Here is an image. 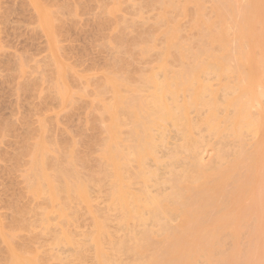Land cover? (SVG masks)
<instances>
[{
	"label": "bare ground",
	"instance_id": "6f19581e",
	"mask_svg": "<svg viewBox=\"0 0 264 264\" xmlns=\"http://www.w3.org/2000/svg\"><path fill=\"white\" fill-rule=\"evenodd\" d=\"M161 1L160 6L164 11L158 18L156 17L158 19L156 21L158 24L162 23L164 27L167 23V28L161 33L164 46L161 45V48L164 52L158 51L160 52L158 58L156 48L151 46L155 40L150 42L149 39L148 45L141 43L144 46L141 45L144 48L142 51L148 54L151 47L155 49L156 52H151L149 56L154 53L156 55L157 64L155 63L154 69L157 67L158 76L155 70L151 69L155 74L150 70L149 74L144 71L146 73L145 77L142 76L144 83L141 82L142 79H138L139 85L143 83L142 88H138L140 86L135 88L136 85L133 84L135 81L131 82L132 77L126 79L127 75L123 78H118L122 76L119 75L117 78L110 76L105 79L111 87L109 92L113 93L110 94L115 101L110 105L111 107L107 105L110 108L106 107V112L109 113L107 115L109 125L104 128V132L106 131L104 134L107 133L109 138L106 139L105 144L103 143L104 146L102 145L103 157L99 154L101 160L103 158L105 160L102 165L104 169L99 165L110 184L108 210L113 213L114 210L118 212L119 221L123 228L127 229L128 234L125 239L108 241L111 247V255H109L101 247L105 236V225L95 220L96 232L91 236V242L92 244L94 242L96 248L94 264H198L200 259H204L202 264H249L251 261L254 263L261 261L260 264H263L264 0H243V2L212 0L215 6L211 10L215 9L214 17H212L213 12L211 14L205 12L207 16L204 14L206 4L210 3L208 0ZM203 5L205 9H202ZM169 14L174 16L177 14L175 16L177 18H180L178 15L185 16V14L186 17H192L188 20L195 21L191 24L196 25L194 27L199 31L196 33L198 37L191 41V37H188V42H185L187 39H184L183 34L178 33L179 31L182 33V26L176 20L175 24L179 29L172 25L174 20H169ZM193 16L197 20H194ZM197 16H200V19ZM129 46L127 44V48ZM145 46L150 47V50ZM136 47L137 50L133 49L132 52L140 50L138 49L140 41L134 48ZM142 51H139L141 56H148V54L143 55L145 52ZM171 58L175 66L178 63L179 66L175 67L177 70L170 66ZM59 69L60 67L57 71ZM160 73L161 77H159ZM210 77L214 78L213 81H218L216 85L211 86L208 81L211 80ZM130 82L134 85L133 89V85H129ZM104 87L108 89L106 84ZM119 88L122 89V93ZM65 92L60 89V95L58 93L60 99ZM143 92L145 95H142ZM68 99L69 97L67 102L70 100ZM64 101L66 102V100L62 102ZM191 110L194 111L195 114L192 112L194 115L189 113ZM190 115L192 117L196 115V118L193 119ZM169 128L172 130L170 131ZM122 129L128 132L123 134ZM195 131L198 132V136L195 135ZM203 131L208 132L209 137L212 135L213 138H217L218 142L220 140L216 145L217 149L214 146L217 151L216 157L214 156L216 161L208 166H206L208 163L202 166L201 156L199 157L198 154ZM169 132L174 136L171 137L172 134L170 135ZM248 137L251 140L253 138L250 144ZM170 140L174 141L170 144ZM204 141L206 140H202L201 144ZM43 145L41 148L37 147L39 151L32 156V161L30 159L31 165L24 175H27L26 182L29 181L27 186L32 196H46L47 202L45 200L43 203L48 207L50 204L56 208L55 213L58 210L56 214H59L60 220L62 218L61 221L64 222L66 220L64 216L69 217L66 214L68 210L72 211V215L76 212L72 210L74 206L70 207L72 202L79 200L80 202L77 203L85 201L86 204L87 188L91 184L90 182L87 184V181L82 180L83 177L78 176L75 169L78 156L75 155V151L72 153L69 149L71 158L68 154L66 156L69 150L62 149L65 155L59 151L63 155L60 156L62 159L66 157L65 163L59 158L61 163L49 157L50 147L47 144ZM162 147L167 151L163 157H158L157 151L163 149ZM147 163L152 166H148ZM134 187L137 189L135 190ZM252 190L253 193L255 190L256 193L260 190L262 193L260 191L258 193L262 196L258 198L257 195V200L254 199L250 194ZM67 202L70 205H67ZM253 203L255 204L252 205ZM51 206L49 208L53 210ZM68 206L71 210L67 208ZM252 210H256V213H252ZM240 228H244L242 233ZM136 229L140 231L136 232ZM244 230L248 232L245 237L249 244H252V248H250L251 244L247 246L241 243L242 235L246 234ZM65 233L56 235L53 241L71 244V239ZM224 236L233 240L230 241L231 244L228 243L230 246H227L228 240H225ZM236 239L238 241L234 242ZM238 242L240 248L238 244L235 245ZM75 248L77 250V247ZM74 254L77 256L75 257ZM81 254L83 253L80 250L73 253L74 258L78 260L80 258L77 257L82 258ZM120 254H126L129 261L121 262L116 257ZM11 255L9 256L11 264L31 262V259L25 260L22 257L18 259V255L15 259L13 256L15 254L12 257ZM253 255L259 260L250 259ZM260 255L263 257L260 258Z\"/></svg>",
	"mask_w": 264,
	"mask_h": 264
},
{
	"label": "rangeland",
	"instance_id": "374dc122",
	"mask_svg": "<svg viewBox=\"0 0 264 264\" xmlns=\"http://www.w3.org/2000/svg\"><path fill=\"white\" fill-rule=\"evenodd\" d=\"M158 1L155 0L154 4V0H0V264H11L9 256L13 252L15 255H12L15 259H17L15 256L18 255V259L21 257L25 260L31 259V262L34 261L36 264H90V262L94 264L96 248L94 247V242L93 244L91 242V236H94L96 232L94 228L95 220L96 222L97 220L103 222L105 225V236L101 244L105 253L107 252V254L111 255L109 242L127 237L128 231L120 223L118 212L114 210L113 213V211L108 210V192L110 191L108 186L110 184L109 180L104 177L105 173L101 172L104 169V166H102L103 161L105 162L104 158L102 160L100 158L103 153L101 151L103 150L102 145L109 138L107 133L104 134L106 132H104V128L109 125V119L107 118L109 113L106 112V107L114 104L115 101L112 98L113 95L111 96L113 93L109 92L111 87L110 85L108 86L105 79L110 76L117 78L119 75L122 76L118 78H123L127 75L126 79L128 77L131 79L132 77L131 82L135 81L133 82L136 85L135 88L138 86H140L138 88H142L144 83L142 76L144 75L145 77L146 73L149 74V70L150 72L155 70L156 76H158L157 67L154 69L157 59L156 55L152 53L153 55L149 56L151 52H156L155 49L145 46L146 49L150 48L153 51L149 49V54L144 50L142 51L144 47L142 44L148 45L149 39L151 40L150 42L155 40L151 43V46L156 48L158 58L160 54L158 51L162 50L161 45L164 47L161 33H163L162 30L167 28V23L165 22L166 26L164 27L161 25L162 23L158 24V21H156L164 11L162 6H160L162 1ZM208 1L210 3L206 4V9L204 5L202 7V9H205L204 14L205 12L211 14L215 10L211 11L215 6L212 0ZM148 3L151 5L149 6ZM192 9L195 10L193 6ZM188 11H190V8ZM213 13L212 17L215 16V12ZM173 14H169V20H174L172 25H175L177 29L179 28L175 24L176 21L182 26V33L179 30L177 31H179V35L183 34L184 39H187L185 42H188L190 37V41L198 37L196 33L199 31L194 27L196 26L194 25L195 21H190L192 19L191 16V18L189 16L187 18L185 14V16L178 15L180 18H177L175 17L177 14L175 16ZM197 17L200 19V16ZM194 20H197V18L195 19L194 17ZM149 21L150 23H148ZM155 22L157 25H161L158 26L159 29ZM191 22H194L193 26ZM169 24H171V21ZM169 24L168 26H170ZM134 25L135 27H133ZM230 26L233 28L232 24ZM194 32L195 34H193ZM136 40L138 43L140 41L139 51L145 52L143 55L148 54V56L145 55L148 58L141 56L142 54L140 55L139 51L132 52L133 49L137 50V47L134 48L138 45ZM141 41H144V43ZM127 44L130 47H128L129 49ZM166 60L168 63V59ZM170 60L172 61V58L169 59V62L174 69L179 66L178 63L175 66V63ZM59 67L60 69L57 71ZM159 77H161V73ZM210 78L211 80L208 81L211 86L216 85L218 81L216 79V81H213L214 78ZM138 79H142L141 82L143 83L139 85L140 81ZM105 84L108 89H105ZM60 89L64 92L66 91L65 95L61 96L62 100L59 98ZM124 89L128 90V88ZM120 90L122 93V89L119 88ZM126 92L125 94H127ZM96 94L100 96L98 97ZM142 95H145V93L143 92ZM67 96L70 99H68V102ZM64 97L66 98L64 99ZM263 99L264 97L262 102H264ZM63 100H66V102H62ZM192 112L194 113L192 110L189 111L190 114ZM191 115V118H196V115L193 117ZM123 130L121 132H124ZM127 132L128 130L123 134ZM195 132L196 135L198 132ZM201 132H199L200 135ZM203 133L202 136H205L204 139L206 141L201 144L204 139L202 136V138L200 137L201 142L200 147H198V154L199 157L201 156L202 166L207 163L206 166H208L216 161L215 154L217 153L216 147H218L216 145L220 140L218 142L217 138H213L214 136L212 137V135L209 137V133H206V131H203ZM169 134L168 136L170 137L172 133ZM173 136L174 134L171 137ZM120 137L122 136L120 135ZM248 140L250 144L253 138L251 140L248 137ZM172 141L174 140L169 141L170 144ZM42 144L45 146L47 144L50 147L49 157H52L55 161L59 160V158L62 159L60 157L64 154L62 149H65L64 151L70 149L72 153L75 151V155L78 156L76 158L78 165L75 163L76 168H74L77 170L78 176L80 178L83 177V181L91 184L87 188L86 204H84L85 201L77 203L79 200L77 202L70 201L72 202L71 205L69 202H67L68 204L66 203L70 207L74 206L72 210L76 212L72 215V211L68 210L66 214L71 219L65 214L66 218L64 216V220H66L64 222L61 221L62 218L60 220V215L56 214L58 210L55 213L56 208L47 203L49 207L54 208L51 210L44 204L46 196H32L27 186L29 181L28 183L26 182L28 178L24 174H26L31 165L30 159L32 161V156L39 151L37 147L41 148ZM70 150L67 153L65 152L66 156L70 154ZM160 150V153L157 151V156L163 157L167 150L166 148ZM65 158L62 159L64 163ZM150 163L152 162L150 161ZM148 166L152 165L148 164ZM131 168L133 169V166ZM89 179L92 180L90 181ZM134 188L135 190L137 189V187ZM154 190L152 191L154 192ZM258 191L256 193L255 190L253 193L252 190V193H250L251 191L249 193L252 194L251 197L257 200V195L258 198L262 196V194L259 195ZM253 198L250 199L252 200ZM73 203L75 205H72ZM55 207H57L56 204ZM67 208L71 210L69 206ZM253 210L252 213H256V210ZM44 214H47L45 215L47 216L46 218H44ZM254 221L257 224L256 218ZM243 229L240 230L241 233ZM139 231V229H136V232ZM56 232L58 233L56 234ZM61 232L63 234L66 232L65 234L72 241L71 244L64 241L60 243L53 241L56 235L62 234ZM245 232L246 234L244 233V235L240 233L242 235V238L240 237L242 239L241 243L248 246L251 243L249 244L246 240L245 235H248V232L247 230ZM227 237L224 236L225 240H228L226 244L233 241L232 239H226ZM238 239L234 240V242H237ZM9 241L10 243L13 242L12 245ZM236 244L239 245L240 243ZM74 246L83 253L81 254L82 258L77 257L80 258L79 260L74 258L75 254L73 255V253L78 252ZM227 246L230 245L228 244ZM250 246V248L253 247L252 244ZM261 256L260 258L263 257ZM116 257L121 262L125 261L124 263L129 261L126 254H120ZM252 258H254V255L250 257V259ZM256 259L259 260V258ZM202 261L204 259H200L198 264H202ZM260 262L255 261L254 263L251 261L250 263L260 264ZM262 263L264 264V261Z\"/></svg>",
	"mask_w": 264,
	"mask_h": 264
}]
</instances>
